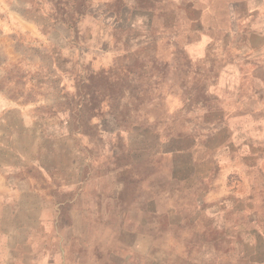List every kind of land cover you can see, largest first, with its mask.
Instances as JSON below:
<instances>
[{"label": "crops", "instance_id": "0c3cea01", "mask_svg": "<svg viewBox=\"0 0 264 264\" xmlns=\"http://www.w3.org/2000/svg\"><path fill=\"white\" fill-rule=\"evenodd\" d=\"M0 3V264H264V0ZM178 58L199 114L164 132L142 109L125 137L94 117L87 156L77 80Z\"/></svg>", "mask_w": 264, "mask_h": 264}, {"label": "rangeland", "instance_id": "374dc122", "mask_svg": "<svg viewBox=\"0 0 264 264\" xmlns=\"http://www.w3.org/2000/svg\"><path fill=\"white\" fill-rule=\"evenodd\" d=\"M0 6L1 15L3 14L1 3ZM6 22L5 17H0V28ZM188 63L187 58H178L174 60L173 68L171 66L173 64L165 65L164 72L160 65L159 68L156 65L157 69L152 71V75L150 73L142 75L137 71L134 75L125 76L103 71L78 79L70 103L74 105L72 108L73 131L86 135L79 142V147L84 150L87 156L93 155L94 149L88 140H91L99 131L97 126L91 123L94 122V117L98 118L97 122L100 123L101 133L111 130L119 133L120 137H125L132 136L130 132H135L136 129H131L132 123L137 120L142 109L149 110L152 114L153 111H156L155 117L159 119L158 121L165 122V125L161 126L164 132L173 131L171 122L176 119V116L180 119H188L199 114L197 110L204 106L207 99L204 83L197 80L199 65L190 66ZM192 67L193 70L190 71L189 68ZM159 71L162 72L157 75L156 73ZM3 104L1 99L2 107ZM98 106L100 107L97 109ZM96 109L102 110V113H97ZM202 132L204 133L205 130L203 129ZM102 147L103 152L122 154L116 162L117 164L127 163L123 154L128 151V148L125 147L123 139H118V143L114 147H111L108 140L105 139ZM147 147L150 150L155 149L153 146ZM138 153L140 154L137 155ZM141 154L140 150L138 152L134 150V159L143 158ZM153 162L149 165V171L156 169L152 165ZM142 168H144L143 164ZM151 179L149 178V181ZM86 227L87 225L84 231H86Z\"/></svg>", "mask_w": 264, "mask_h": 264}]
</instances>
